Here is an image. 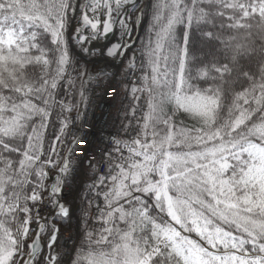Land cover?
<instances>
[{"label":"snow or ice","instance_id":"snow-or-ice-1","mask_svg":"<svg viewBox=\"0 0 264 264\" xmlns=\"http://www.w3.org/2000/svg\"><path fill=\"white\" fill-rule=\"evenodd\" d=\"M137 3L0 0V264H60L70 219L61 193L84 143V117L70 114L89 102L83 86L78 102L58 99L61 81L74 86L70 45L95 56L94 42L118 31L100 55L127 58L144 14ZM152 19L140 75L133 53L125 86L128 115L144 94L146 111L135 135L111 141L108 171L89 185L100 227L85 229L73 264H264V0H155ZM194 26L213 49L204 59L190 47ZM106 75L101 66L88 79ZM178 111L197 125L175 123Z\"/></svg>","mask_w":264,"mask_h":264},{"label":"built area","instance_id":"built-area-1","mask_svg":"<svg viewBox=\"0 0 264 264\" xmlns=\"http://www.w3.org/2000/svg\"><path fill=\"white\" fill-rule=\"evenodd\" d=\"M141 46L135 47L132 54L130 52L126 53V56L128 53L131 56H133V53L136 55L137 68L134 71L137 77L140 75ZM101 58L98 60L99 67H105L107 75L99 80H89V75L93 77L96 75V72H92L93 70L89 71L82 84L89 101L86 107L80 105L79 111L82 113L84 120L77 121V125L83 123L81 138L84 143L77 142L75 145V152L78 154L73 156V160L77 164L61 193L62 199L70 209V219L60 226L61 228L67 227V231L63 232L61 229V237L56 246L62 263H64L63 260L66 256L69 257V262L79 241L84 238L86 228L98 229L100 227L98 223L93 222L92 209L88 208V201L92 199L89 185L96 175L107 173L109 165L105 153L114 148L111 141L113 139L126 140L135 135V131H129V129L137 128V121L146 111V94H144L138 102L144 107L137 111L136 119L128 115L129 106L134 103L128 89L125 87L133 79L129 73V59L122 56L115 62L111 59L104 60ZM111 89L117 91L113 92ZM70 115L72 117L76 116V114ZM130 121L131 123H129ZM125 155H127L126 150ZM52 171L55 170H49V174ZM55 172L50 175L49 182L55 178ZM97 202L102 203V199ZM85 209L89 212L87 218L84 216ZM33 230H35V225H33ZM42 243L46 244V240ZM64 248L67 252L62 256L60 250ZM46 251L45 248L44 252Z\"/></svg>","mask_w":264,"mask_h":264},{"label":"trees","instance_id":"trees-1","mask_svg":"<svg viewBox=\"0 0 264 264\" xmlns=\"http://www.w3.org/2000/svg\"><path fill=\"white\" fill-rule=\"evenodd\" d=\"M154 3H155V0H151L150 4H149L147 20H146V23L144 25V29H145L144 40L152 32V27H153V23H154L153 19H152L153 4ZM183 30H184V25H177L176 26L175 32H176V35L178 38L182 35ZM193 33H195V26H194L192 32H190V35H192ZM198 35H199L198 33H195V35H192L193 43L190 44V47H193L194 49L197 50L196 55L198 58L204 59L205 55L207 53H210L211 51H213V49L210 46L203 45V44L199 43ZM200 49H203V51H200ZM91 69H92L91 66L86 65L77 57L72 56V65L69 67L68 75H70L71 78L73 79L74 86L69 91L68 85L66 84V82L61 81L62 87H60L57 90L58 99H64L67 102H78L80 100L79 91L81 89V86L83 84L85 77L88 75V73H89V71H91ZM196 83L200 87H206L207 86V84L204 81H198ZM239 87H240V85L237 83L236 88L239 89ZM227 102L228 101L226 100L225 103H227ZM37 103H39V102L37 101ZM79 110H80V105L77 109H74V111L71 114H76V112ZM166 110L171 114V112L173 111V106L167 105ZM57 111H59V110L57 109ZM55 121H57V117H56V114L54 112L53 116L50 118L49 129L46 133V144H47V138H50L52 136V134L56 131V128H55L54 123H53ZM174 122L177 123L178 125H181V122H182V126H185V127H192L194 125H197V121H195L194 119L189 117L188 114H186L182 111L176 112V114L174 116ZM121 226H123V225H121ZM187 235H190L193 239L199 240V238L196 237V235L194 233L187 234ZM83 241H84V238L80 240L78 247L76 248V251L73 254V257H72L73 260H72L71 264H73V261L81 253V251L86 250V245H84L82 247Z\"/></svg>","mask_w":264,"mask_h":264},{"label":"rangeland","instance_id":"rangeland-1","mask_svg":"<svg viewBox=\"0 0 264 264\" xmlns=\"http://www.w3.org/2000/svg\"><path fill=\"white\" fill-rule=\"evenodd\" d=\"M150 1L151 0H143L140 4H138V5H136V7H141V8H143V17L139 20V22L138 23H135L134 25H133V32H132V37L130 38L131 39V41H132V46L134 45V47L129 51L131 54H132V52L134 51V49H135V47H137L138 45H142V42L144 41V36H145V29H144V25H145V23H146V20H147V15H148V7H149V4H150ZM136 9H135V7H133L132 9H131V11L130 12H134ZM133 20H135V18L133 17ZM104 41V40H103ZM76 45V43L73 41L72 43H71V45H70V48L72 47V48H74V46ZM97 51V54L95 55V56H92V55H89V54H87V53H85V52H83V51H81V49H80V47H79V51H77V53H73L72 55L73 56H75V55H77L78 56V58L83 62V63H85L86 65H88V66H91L92 67V69H91V71L92 72H96L97 71V69H98V67H99V62H98V60H99V58L100 57H102L101 55H100V51H99V49H97L96 50ZM130 53H128L127 54V59H130L132 56H131V54ZM104 60H107L108 58H103ZM110 59V58H109ZM86 61V62H85ZM55 172V171H54ZM53 171L50 173V175L51 174H53L54 173ZM56 173V172H55ZM62 229V231L63 232H65V231H67V227H62L61 228ZM30 242V241H29ZM79 244V243H78ZM78 247V246H77ZM61 251V254H62V256L63 255H65V253L67 252V250L64 248V249H61L60 250ZM69 251V250H68ZM76 251V250H75ZM74 251V252H75ZM74 252H73V254H74ZM73 254H72V256H71V258H70V260H69V262L67 263V264H71L72 263V260H73ZM61 256V257H62ZM59 260H60V264H64V263H62L61 262V258H59Z\"/></svg>","mask_w":264,"mask_h":264},{"label":"bare ground","instance_id":"bare-ground-1","mask_svg":"<svg viewBox=\"0 0 264 264\" xmlns=\"http://www.w3.org/2000/svg\"><path fill=\"white\" fill-rule=\"evenodd\" d=\"M142 1H143V0H138L137 5L140 4ZM132 8H133V7H132ZM132 8H129L128 11L130 12ZM118 38H119V32L117 31V33H114L112 36L109 37V40H108L107 43L104 42L103 39L100 40V41H98V42H94V43L97 44V46H98L97 49H99L100 46H102V45H104V44H108L109 41L115 42V40H117ZM72 50H73L74 53H77V51H79V45L76 44ZM103 58H108V57H104V56H102L101 59H103ZM108 59H109V58H108ZM110 59H111V61H115V62L117 61V59H112V58H110ZM68 258H69L68 256L65 257V260H63V261H64V264H67V263H68Z\"/></svg>","mask_w":264,"mask_h":264},{"label":"water","instance_id":"water-1","mask_svg":"<svg viewBox=\"0 0 264 264\" xmlns=\"http://www.w3.org/2000/svg\"><path fill=\"white\" fill-rule=\"evenodd\" d=\"M108 40H109V38H108L107 40H104V41L107 43ZM72 49H73V48L71 47V50H70V51H71V53H74ZM76 56H77V55H76ZM77 58H78V56H77Z\"/></svg>","mask_w":264,"mask_h":264}]
</instances>
